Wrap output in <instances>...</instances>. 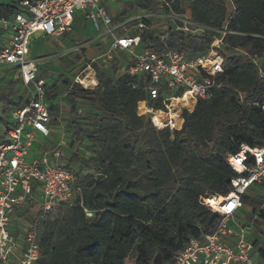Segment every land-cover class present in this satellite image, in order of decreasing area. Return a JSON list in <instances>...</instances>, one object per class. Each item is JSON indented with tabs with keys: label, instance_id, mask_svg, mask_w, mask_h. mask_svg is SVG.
Segmentation results:
<instances>
[{
	"label": "trees",
	"instance_id": "16d2710c",
	"mask_svg": "<svg viewBox=\"0 0 264 264\" xmlns=\"http://www.w3.org/2000/svg\"><path fill=\"white\" fill-rule=\"evenodd\" d=\"M213 2L218 6L211 8ZM229 2L233 12L228 16L223 0H172L173 13L188 15L190 22L207 29L201 36L176 31L174 25L161 33L150 22L139 33L142 44L154 51L163 38L188 57L205 54L214 38H222V73L215 77L216 87L191 113L183 112L178 131H157L147 117L137 114V103L145 98L144 80L126 70L112 78L91 63L98 82L92 90L74 80L63 87L45 83L53 126L61 118L59 102H54L68 88L94 113L79 117L71 106V131L79 143L89 142L91 152L87 159L75 154L67 164L82 163L71 168L81 194L54 216L35 215L40 248L36 264H125L130 257L135 264H172L189 239L201 241L215 231L221 217L201 199L225 197L231 191L236 173L226 163L227 155L241 145H264V0ZM136 8L156 10V1L137 0ZM19 13V0L0 4V19L12 20ZM0 73V125L9 129L10 111L22 108L26 97H17V85L24 92L19 80L4 82V77H15V68ZM262 189L264 184L245 193L238 211L248 209L249 217H258L256 226L264 220L255 192ZM250 241L264 261V245Z\"/></svg>",
	"mask_w": 264,
	"mask_h": 264
},
{
	"label": "built area",
	"instance_id": "2783aa9c",
	"mask_svg": "<svg viewBox=\"0 0 264 264\" xmlns=\"http://www.w3.org/2000/svg\"><path fill=\"white\" fill-rule=\"evenodd\" d=\"M155 1L156 10H139L135 16L115 22L107 8L116 0H19L23 13L12 20L0 19V30L4 32L0 69H16L15 78L21 82L26 97L22 108L9 113L13 125L9 129L0 125V264H8L11 258H16V264H36L40 258L34 223L24 230L21 243L10 229L11 217L17 211L54 216L62 205H71L81 194L80 187L75 186L74 171L59 162L62 141L52 150L31 157L38 137L47 139L58 128L51 124V105L47 103L45 82L38 76V60L27 58L34 34L40 32L57 44L72 32L74 15L81 13L95 31L102 30L110 38L107 51L92 59L87 68L101 58L112 61L117 53L128 54L130 62L124 70L144 80L145 98L137 103V114L147 117L157 131L180 130L183 112L191 113L198 100L209 99L210 91L216 87L215 77L222 73V38H214L208 51L195 57L169 47L163 38L161 48L152 50L150 45L142 44L139 35L147 29L148 22L153 25L155 21H170L176 31L190 36H201L207 30L184 15L173 13L172 0ZM90 71L96 79L94 70ZM78 77L73 82L84 90L98 86L96 82L87 88ZM61 112L59 105L60 116ZM225 160L236 173L230 180L231 191L225 197L201 199L208 210L221 217L220 222L201 241L189 239L172 264H260L249 239L251 226L235 221V216L241 208V197L252 187L264 184V145L252 149L241 145L237 153L227 155ZM217 198L223 201L214 207L209 200Z\"/></svg>",
	"mask_w": 264,
	"mask_h": 264
},
{
	"label": "rangeland",
	"instance_id": "374dc122",
	"mask_svg": "<svg viewBox=\"0 0 264 264\" xmlns=\"http://www.w3.org/2000/svg\"><path fill=\"white\" fill-rule=\"evenodd\" d=\"M137 0H117L115 6L110 8V14L115 17V22L119 19L130 18L135 16L138 13V9L136 8ZM164 13V12H163ZM165 14V13H164ZM185 16V14H182ZM183 17V16H182ZM186 17V16H185ZM184 18V17H183ZM159 23V22H158ZM180 23V22H179ZM153 27L157 26V22H155ZM172 23L170 21H163V23L157 26L156 28L159 31L163 32L166 29L170 28ZM76 34L73 36V42L76 44H82L84 41L92 40L91 44L83 46L84 52L79 50L80 52H71V44H67L65 46H57L53 44L48 38H41L39 41H34L30 45L29 54L27 58L29 60L37 59V71L39 78L43 79L48 85L52 83H57L58 87H63L64 83H70L72 85V81L79 76V78H83L86 74H90L92 70L90 67L87 68V65L90 64V61L93 58L102 54V51L107 46V36L103 34V31H95L93 25L89 21H81L76 26ZM217 35H222L223 31H218ZM34 37V36H33ZM101 41V42H100ZM91 49H94L93 54H91ZM107 51V48L104 52ZM120 58L127 61L129 56L125 53L123 55H114L113 58ZM128 57V58H127ZM113 59L112 62L107 61L104 58H101L96 61L98 66L102 71L110 75L112 78H116L119 75L117 71V60ZM130 59V58H129ZM116 67V68H115ZM115 71L117 73L115 74ZM0 76L2 74L0 73ZM4 82L11 81L12 83H16V78L14 76L5 78ZM82 87V86H81ZM19 89V93L17 97L21 99L24 97V92L20 89L19 85L16 86ZM73 90L68 88L67 90L62 91L61 95H59L58 100L54 103L59 102L61 107V118L60 125L57 123L58 128H54V132L47 139H42L36 141L33 148H37L40 144V148H44L46 151L52 150L59 141H62L59 150L61 153L60 163L68 164L69 159L73 155H81L82 159H87L91 150L88 148L89 142L81 141L78 142L75 139L72 129L70 128V122L74 119L75 114L71 110V106L74 105L76 111L79 112V117H87L88 115L94 113V108L85 100H83L78 94L71 95ZM47 103L51 105V102ZM75 111V112H76ZM39 142V144H38ZM41 150V149H40ZM39 149L35 152L38 153ZM37 155V154H36ZM80 157V156H79ZM31 160L28 157V161ZM73 164V165H71ZM82 163L73 162L70 163V167L73 169H78V165L81 166ZM84 165V164H83ZM89 171V169H83L82 172ZM81 173V172H80ZM256 194L261 197V209L264 212V189L261 191H255ZM249 210L243 209L240 213H237L239 219H235L239 223L245 226H251L249 239L258 240V245H264V220L258 221L257 225H255V220L259 219L258 217H249ZM36 212L27 210V211H17L11 217V231L16 237H19L18 240L21 243L24 230L29 227L30 224L33 223ZM19 243V244H20ZM18 254V251H16ZM257 260H259L260 264H264L257 253L253 251ZM16 258H11L8 264H16ZM125 264H135L134 258L130 257Z\"/></svg>",
	"mask_w": 264,
	"mask_h": 264
},
{
	"label": "crops",
	"instance_id": "0c3cea01",
	"mask_svg": "<svg viewBox=\"0 0 264 264\" xmlns=\"http://www.w3.org/2000/svg\"><path fill=\"white\" fill-rule=\"evenodd\" d=\"M4 1H6V0H2V3L4 2ZM116 2H117V0H116ZM116 2L114 3V4H112V5H110L108 8H107V10H108V13H109V15L111 16V17H113L111 14H110V12H109V10H110V8H113L114 6H115V4H116ZM223 2L225 3V6H226V8H227V15L229 16L232 12H233V8H232V6H231V4H230V2L228 1V0H223ZM218 6V4H217V2H213V3H211L210 4V7L211 8H215V7H217ZM139 11V10H138ZM113 18H115V17H113ZM186 18H188V15H186ZM87 21L85 18H84V16L81 14V13H76L75 15H74V18H73V30H72V32L71 33H69V34H66V35H64L60 40H59V42L57 43V44H55V45H57V46H65L66 45V43L67 44H71L72 46H71V52H80L79 50H81V48H84L83 46H86V45H89V44H91V42L93 41V39L91 40H88L87 42L86 41H84L82 44H76V43H74L73 42V36H75V34H76V26L81 22V21ZM155 22H157V26H159V24H160V21H155ZM154 22V23H155ZM159 22V23H158ZM161 24H162V22H161ZM156 27V26H155ZM34 37H32V39H31V42H30V45H31V43H33L34 41H39V39H41V38H46V37H44V35L42 34V33H40V32H38V33H36V34H34L33 35ZM3 38H4V32L2 31V30H0V46H1V44H2V40H3ZM101 42V41H100ZM107 46H106V48L108 49V47H109V42H110V38L107 36ZM105 48V49H106ZM29 49H30V46H29ZM76 49V51H73V50H75ZM105 49L102 51V54L101 55H99V56H97L96 58H93V59H97V58H100L102 55H103V53H104V51H105ZM93 52H94V49H91V54H93ZM118 54H120V55H123V54H125V53H117V54H115V55H118ZM128 55V54H127ZM115 58V57H114ZM128 58V57H127ZM130 58V57H129ZM128 58V60L126 61L125 59H124V57H123V59H120V58H118V57H116L115 59L117 60V71H118V73L119 74H122L123 72H124V69H125V66L128 64V62H130V59ZM45 82V81H44ZM46 83V82H45ZM53 132H54V130H53ZM54 133H57V131H55ZM38 140H42L41 138H39L38 137V139H37V141ZM37 143V142H36ZM38 144H39V142H38ZM40 150L38 153H35L37 150ZM44 151H46V150H44V148L42 147V148H40V144L37 146V148H35V149H33V153L31 154V157H37L39 154H41L42 152H44ZM37 154V155H36ZM71 165H73V164H71Z\"/></svg>",
	"mask_w": 264,
	"mask_h": 264
},
{
	"label": "bare ground",
	"instance_id": "6f19581e",
	"mask_svg": "<svg viewBox=\"0 0 264 264\" xmlns=\"http://www.w3.org/2000/svg\"><path fill=\"white\" fill-rule=\"evenodd\" d=\"M78 81H80V83H81L83 86L87 87V88H88V87H93V86L96 84V81H95V79H94L92 73L89 74L88 76H84V77L81 78V79L78 77ZM159 121H161V120H159ZM222 201H223V200L220 199V198H217L216 200H212V199H210V200H209V203H210L212 206H214V207H218V205H219Z\"/></svg>",
	"mask_w": 264,
	"mask_h": 264
}]
</instances>
